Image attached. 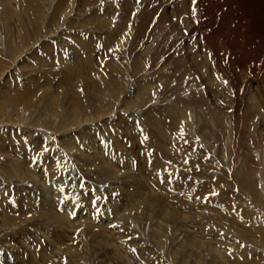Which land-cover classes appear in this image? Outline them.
Instances as JSON below:
<instances>
[{"label": "rangeland", "instance_id": "374dc122", "mask_svg": "<svg viewBox=\"0 0 264 264\" xmlns=\"http://www.w3.org/2000/svg\"><path fill=\"white\" fill-rule=\"evenodd\" d=\"M127 1L139 37L175 42L147 50L106 0H0V264H264V63L237 57L263 4L206 0L217 82L189 0Z\"/></svg>", "mask_w": 264, "mask_h": 264}, {"label": "bare ground", "instance_id": "6f19581e", "mask_svg": "<svg viewBox=\"0 0 264 264\" xmlns=\"http://www.w3.org/2000/svg\"><path fill=\"white\" fill-rule=\"evenodd\" d=\"M107 1V4L108 5H105V6H107V9H106V14H109L114 20H116V21H118V26L120 27V28H123V27H128V29L130 30V35L131 36H133L134 37V40H137V41H140L141 43L142 42H146V41H151V40H149L150 39V37H153L152 38V42H156L157 41V43L161 46L163 43V41L165 40V39H167V40H169L168 38H170L171 36H170V33H168V32H164V33H156L155 31H153V32H151L150 34L148 33L147 34V32H146V36H143V37H139V31H140V27H139V25H140V17H141V15L142 14H136L135 16H134V22L133 23H131L132 22V19H133V15H134V12L132 13V10H131V12H130V15H128L129 13H128V11L127 10H129V6H131L130 4H129V1H127V0H106ZM159 1V0H158ZM161 1V0H160ZM159 1V2H160ZM178 1H180V0H174V6H175V8H177L178 7V3H180V2H178ZM212 1V0H211ZM211 1H206V0H196V2H195V4H193V0H189V3H188V1H187V4L189 5V6H193V8H195V15H193V8H191L190 9V13H191V16H193V20L196 22V23H198L197 25H198V27H190V26H187V34L186 35H188V34H190L189 36L190 37H194V35L195 34H197V33H199L200 34V42L197 40V39H195V37H194V39L195 40H197L200 44L198 45V48H200V53L201 54H203V55H206V56H208L209 57V59H210V64H211V67H212V72H213V78H215V76L217 75V74H219L218 72H220L219 70L222 68L221 66L223 65L222 64V54H224V53H222V51H223V48H222V45H220L219 44V42H218V37L219 36H221L222 34H221V31L218 29V27L216 26V25H214V24H212L211 23V21H208L209 19H208V16H209V12L207 13L206 12V2H209L210 4H211ZM223 1V0H222ZM225 1V0H224ZM223 1V3H225ZM246 3L247 2H249V3H254L253 1H250V0H244ZM258 1H260L262 4H263V8H264V0H258ZM147 2H148V0H147ZM173 2V1H172ZM219 2V1H218ZM166 3V2H165ZM214 3V2H213ZM223 3H222V6L221 7H223ZM227 3L228 2H226V5H227ZM234 3V2H233ZM240 3V5H242V3L241 2H239ZM257 3V2H256ZM164 4V3H163ZM181 4V3H180ZM217 4V3H216ZM258 4V3H257ZM156 5V4H155ZM170 5V4H169ZM221 5V4H220ZM145 6V8H143L142 9V11H148V9H149V7H151L152 6V4H150L149 2H148V4H145L144 5ZM159 6V5H158ZM157 6V7H158ZM166 6V5H165ZM171 6V5H170ZM173 7V6H172ZM180 7V6H179ZM223 8H225L226 9V7L224 6ZM227 8H229V7H227ZM241 8H242V6H241ZM155 9V8H154ZM173 9V8H172ZM171 9V10H172ZM179 10V9H178ZM214 10V9H213ZM264 10V9H263ZM146 11V12H147ZM153 11V10H152ZM222 12V11H221ZM254 12V11H253ZM132 13V14H131ZM250 13H251V11H250ZM207 14H208V16H207ZM217 15V14H216ZM177 16V15H176ZM225 16V15H224ZM263 16V15H262ZM94 17V16H93ZM148 17V16H147ZM175 17V16H174ZM219 17V16H218ZM264 17V16H263ZM170 18V17H169ZM180 18V17H179ZM191 18V17H190ZM221 18V17H220ZM213 19V18H212ZM264 19V18H263ZM180 20V19H179ZM173 21V20H172ZM192 21V20H191ZM264 21V20H263ZM162 22V21H161ZM179 22V21H178ZM187 22V21H186ZM215 22V21H214ZM134 24H136L137 25V28H135L134 27ZM170 24V23H169ZM176 24V23H175ZM174 24V25H175ZM253 24H255V22L253 23ZM196 25V24H195ZM184 27H185V25H184ZM160 28V27H159ZM186 28V27H185ZM259 28V27H258ZM123 29H125V28H123ZM146 29V28H145ZM148 29V28H147ZM174 30H175V28H174ZM182 30V29H181ZM226 30V29H225ZM162 31V30H161ZM163 31H165V30H163ZM179 31V30H178ZM229 32H230V30H228ZM124 30L122 31V33L124 34ZM129 32V31H128ZM144 32V31H143ZM177 32V31H176ZM175 32V33H176ZM209 32H211V33H209ZM232 32V31H231ZM141 33H142V31H141ZM198 34V35H199ZM224 34V33H223ZM262 34V33H261ZM153 35V36H152ZM188 36V37H189ZM172 37H175V36H173V34H172ZM187 37V36H186ZM189 37V38H190ZM196 37H197V35H196ZM199 37V36H198ZM197 37V38H198ZM224 37V36H223ZM237 37V36H236ZM179 38V37H178ZM177 38V39H178ZM183 38V37H182ZM176 39V40H177ZM184 39V38H183ZM187 39V38H186ZM186 39H184L185 41H187ZM191 39V38H190ZM233 39V38H232ZM235 39V38H234ZM236 39H238V38H236ZM239 39H240V37H239ZM263 39V38H262ZM220 40V39H219ZM248 40V39H247ZM180 41H181V39H180ZM179 41V42H180ZM221 41V40H220ZM173 42H175L174 41V39L172 38H170V44H173ZM184 42V41H183ZM234 42V41H233ZM236 42V41H235ZM243 42V43H242ZM242 42L240 43V47L239 46H237V48L239 47V51L237 52L238 54L240 53V57H239V55L237 56L238 57V65L239 66H241V64H242V66H245V68L247 69V75L248 76H250L249 74H252V80H254V78H258V75L255 73V71H256V65H258V64H260V67H261V64H263L264 62H263V60H264V41H262L261 42V44H256L255 46H254V44H250V41L248 40V42H249V44H248V46L246 45V41H244V40H242ZM139 43V42H138ZM151 43V42H150ZM193 43V42H192ZM223 43V42H222ZM232 43V42H231ZM144 44V43H143ZM233 44V43H232ZM232 44H230L231 46H233ZM237 44H239L238 42H237ZM164 45V44H163ZM241 45H242V47H241ZM245 46V47H244ZM186 47V46H185ZM235 47V46H234ZM233 47V48H234ZM244 47V48H243ZM150 48H152V43L151 44H148L147 46H146V49L147 50H150ZM197 48V49H198ZM243 48V49H242ZM142 49V48H141ZM196 49V45H193V44H191L190 43V45L188 46V49H187V52H186V50H185V52H186V54H188V55H184L183 57H185V56H187L190 60H191V63H192V65H194L195 67H198L200 70H203V67H204V65H201L202 63H198V62H194V59H195V57H196V51H194ZM15 50V49H14ZM176 50V49H175ZM227 50V49H226ZM233 50V49H232ZM225 51V50H224ZM257 51V52H256ZM230 52V51H229ZM233 52V51H232ZM227 54V53H226ZM229 55V54H228ZM259 55V56H258ZM186 57V58H187ZM198 57V56H197ZM255 57V58H254ZM257 57H258V59H257ZM226 58V57H225ZM240 58V59H239ZM253 59H255L254 60V63H253ZM235 61V60H234ZM188 62V64H189V61H187ZM236 62V61H235ZM227 63V62H226ZM228 64V63H227ZM194 66H192V67H194ZM224 66V65H223ZM221 67V68H220ZM225 67V66H224ZM188 70V69H187ZM190 70V69H189ZM243 70V69H242ZM224 71V68H223V70H222V72ZM225 72V71H224ZM221 73V72H220ZM226 77H228L229 76V79H227V81H223L221 84H223V85H225L226 87H244V84H243V81L235 74V73H233V72H231L227 67H226ZM222 74V73H221ZM224 74V73H223ZM197 78V77H196ZM249 78V80H250V77H248ZM214 80H216L217 82H219L221 79H219V81H218V79H214ZM245 80V79H244ZM195 81V80H194ZM197 81V80H196ZM248 82H250V81H248ZM147 83V82H146ZM212 83V82H211ZM210 83V84H211ZM261 84V83H260ZM194 85H196V84H194ZM252 85V84H251ZM148 86V84H146L145 85V90H148L146 87ZM150 86V85H149ZM219 86V85H218ZM220 87H222V86H220ZM261 87H264V86H262V85H257V88L259 89V91H260V93L263 95V98H264V89H262ZM262 89V90H261ZM187 102V101H186ZM192 103V102H191ZM51 105H53V102H51ZM189 106H192L190 103L188 104ZM40 147H42V144L41 145H39ZM54 158V157H53ZM56 158V157H55ZM23 159V158H22ZM35 159V158H34ZM33 159V160H34ZM32 160V161H33ZM40 160V159H39ZM31 161V160H30ZM21 162H22V160H21ZM34 162V161H33ZM23 163V162H22ZM21 163V164H22ZM32 163V162H31ZM26 164V163H25ZM19 165H20V162H19ZM43 165V164H42ZM60 165V164H59ZM15 166V165H14ZM37 166V165H36ZM39 166V165H38ZM50 166V165H49ZM48 166V167H49ZM54 166V165H53ZM21 167V166H20ZM52 167V166H51ZM36 168V167H35ZM44 168H46V167H44ZM15 169H16V167H15ZM42 169V168H41ZM47 171V170H46ZM42 173H43V177H46V176H48V173L47 172H44V170L42 171ZM44 173H46V176L44 175ZM12 174V173H11ZM49 174H51V173H49ZM52 175H53V173H52ZM59 175V174H58ZM22 177V176H21ZM51 179H52V176L50 177ZM53 179H55V178H53ZM48 182V181H47ZM51 182V181H50ZM50 182H49V184H50ZM14 184V183H13ZM47 185V184H46ZM36 190V189H35ZM38 190V189H37ZM54 190V192H53V194L54 193H56L57 191L55 190V189H53ZM39 191V190H38ZM49 191V190H48ZM48 191H46L45 189H44V187H43V192L47 195V194H49L48 193ZM44 195V194H43ZM45 195V196H46ZM50 195L51 194H49L48 195V197H50ZM59 195H55V200H56V198H59L58 197ZM47 197V198H48ZM54 200V199H53ZM48 201V200H47ZM60 201L61 200H57V201H55L57 204L55 205V206H58V204L60 203ZM23 202V201H22ZM55 202H54V204H55ZM62 202V201H61ZM50 203H51V201H50ZM24 204V203H23ZM51 205V204H50ZM27 206V205H26ZM67 206V205H66ZM22 207V206H21ZM47 207V206H46ZM66 210V211H65ZM63 211H65L64 212V214H62L63 215V217H62V215H56V216H52L51 217V219L52 218H58V216L60 217V219L62 220V223H64V221L63 220H66L69 224H73L74 226L76 225V223H75V219L73 218V215H72V209L71 210H69V209H65V207L64 208H62V212ZM90 213V212H89ZM26 214V213H25ZM92 214V213H91ZM27 215V214H26ZM119 215V214H118ZM90 217V216H89ZM59 220V219H58ZM60 220V221H61ZM71 221V222H70ZM79 222V221H78ZM56 223V222H55ZM57 223H59V222H57ZM61 223V222H60ZM78 224V223H77ZM82 224V223H81ZM68 225V224H67ZM66 225V226H67ZM83 225V224H82ZM81 225V226H82ZM90 225V224H89ZM64 227V226H63ZM69 227V229H70V226H68ZM83 227V226H82ZM87 227H88V225H87ZM68 229V230H69ZM94 229V228H93ZM68 230H66L65 231V234H66V236L68 235L67 234V232H68ZM62 231V230H61ZM64 231V230H63ZM74 234V233H73ZM76 238V237H75ZM78 238V237H77ZM69 239H70V237H69ZM74 239V238H73ZM73 239H71V241L73 240ZM79 239V238H78ZM81 239V238H80ZM82 240H83V238H82ZM87 241V240H86ZM74 242V241H73ZM85 244V243H84ZM99 247V246H98ZM104 247V246H103ZM92 250V249H91ZM94 251H97V250H94ZM77 258V257H76ZM102 259H105V257L104 258H102ZM101 259V260H102ZM102 261H105V260H102Z\"/></svg>", "mask_w": 264, "mask_h": 264}, {"label": "snow or ice", "instance_id": "6c2138e0", "mask_svg": "<svg viewBox=\"0 0 264 264\" xmlns=\"http://www.w3.org/2000/svg\"><path fill=\"white\" fill-rule=\"evenodd\" d=\"M196 0H193V4H195ZM193 15H195V8H193Z\"/></svg>", "mask_w": 264, "mask_h": 264}]
</instances>
